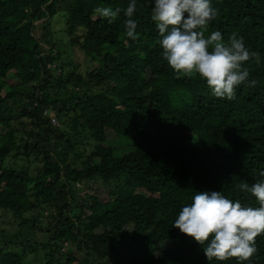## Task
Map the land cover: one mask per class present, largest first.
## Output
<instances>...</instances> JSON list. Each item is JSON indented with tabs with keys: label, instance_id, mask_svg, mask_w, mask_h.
Segmentation results:
<instances>
[{
	"label": "trees",
	"instance_id": "1",
	"mask_svg": "<svg viewBox=\"0 0 264 264\" xmlns=\"http://www.w3.org/2000/svg\"><path fill=\"white\" fill-rule=\"evenodd\" d=\"M130 2L0 0V211L21 220L0 264H264V233L250 261L209 262L172 227L197 191L259 207L237 185L264 172V0H212L206 34L235 32L260 54L246 64L256 86H239L234 100L198 76L176 78L153 0H136V40L122 13L110 23L94 12ZM63 44L89 60L87 78L50 68Z\"/></svg>",
	"mask_w": 264,
	"mask_h": 264
},
{
	"label": "clouds",
	"instance_id": "2",
	"mask_svg": "<svg viewBox=\"0 0 264 264\" xmlns=\"http://www.w3.org/2000/svg\"><path fill=\"white\" fill-rule=\"evenodd\" d=\"M153 4L151 20L158 31L161 55L176 78L198 76L206 82L212 96L227 100L236 98V89L241 85L256 86L257 81L249 79L251 73L246 64L253 59L258 63L260 54L251 51L235 32L227 40L220 31L206 34L218 14L212 0H153ZM94 12L110 23L122 13L126 17V36L138 39V24L133 19L136 0H131L126 8L97 7ZM260 176L251 185H237L241 192L250 193L259 207L229 199L222 191H197L191 203L179 211L172 227L201 245L209 262L230 258L250 261L257 252L256 238L264 233V172Z\"/></svg>",
	"mask_w": 264,
	"mask_h": 264
},
{
	"label": "rangeland",
	"instance_id": "3",
	"mask_svg": "<svg viewBox=\"0 0 264 264\" xmlns=\"http://www.w3.org/2000/svg\"><path fill=\"white\" fill-rule=\"evenodd\" d=\"M66 44L69 45V42H67ZM66 44L60 45V50L63 53L61 60L59 62H57L56 64L50 65V68L54 69L56 67H59V70L57 71V75H58V73H61L63 79H67L69 76H71L73 74H78L79 71L85 77V75L87 73L86 72L87 69L92 68L91 67L92 65L89 64V60L84 56L77 57V59H75L72 47L71 46L66 47ZM71 62H73V63H71ZM79 62H81L82 64H79ZM83 68H85V69H83ZM85 78H87V77H85ZM8 80H9L8 82H10V83L14 82L15 81L14 76H12V74H9ZM69 87L73 88L72 85ZM88 88L92 89V91H96V90L99 91L101 89V88H96V86H89ZM85 89H87V88H85ZM50 113L49 114L51 115V118H52V121H51L52 124L54 126H57V127L59 125H60V127H62L63 122L58 120V118L55 116V112L52 111ZM112 134H113L112 131H108V135L110 137ZM120 142L124 143V141H120ZM85 153H86V155H88L90 153V148L86 149ZM37 163L38 162H33L31 164L32 173H34L33 169L38 165ZM25 166H27V164ZM62 184H64L63 179H61V182H60V185H62ZM85 189H86V185L84 183H78L75 185L74 191L77 193V195L85 194L87 192V190H85ZM81 198H82V196H81ZM38 212L40 215L41 214L43 215V221L44 222H46V217L51 213V211L47 210V209L37 211L36 213H38ZM20 222H21V220L16 219L11 213L0 211V246L2 245L3 242L10 241L11 235L14 232L18 231Z\"/></svg>",
	"mask_w": 264,
	"mask_h": 264
}]
</instances>
